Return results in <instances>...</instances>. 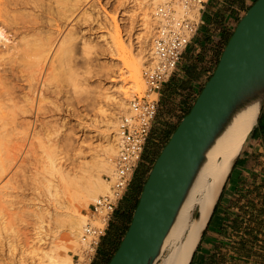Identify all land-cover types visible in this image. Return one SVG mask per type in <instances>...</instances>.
Instances as JSON below:
<instances>
[{"label": "bare ground", "instance_id": "obj_1", "mask_svg": "<svg viewBox=\"0 0 264 264\" xmlns=\"http://www.w3.org/2000/svg\"><path fill=\"white\" fill-rule=\"evenodd\" d=\"M89 1L0 0V264H72L67 245L79 246L85 223L81 209L108 192L100 174L113 172L118 126L121 117L130 114V93L142 84L141 67L155 61V36L171 20L196 13L184 10L179 0H131V13L127 11L141 22L140 31L132 28L135 33L112 40L108 47L102 31L96 37L88 35L89 21L94 20L89 19V6H95ZM95 16L97 28H117L104 11ZM133 36L134 42L142 39L137 48ZM96 38L110 49L117 71L109 81L110 94L105 92L97 110L91 108L101 117L95 121L94 144L91 133L84 134L85 127L75 133L82 123L76 129L68 122L75 109L72 100L87 94L88 80L99 71L93 64ZM94 66L96 71L91 70ZM253 121V111L244 112L210 150L156 264L187 263L196 229L193 213L199 211L201 222L206 218L217 181ZM85 147L91 153L89 161ZM44 196L55 204L48 216L52 234L42 225Z\"/></svg>", "mask_w": 264, "mask_h": 264}, {"label": "water", "instance_id": "obj_2", "mask_svg": "<svg viewBox=\"0 0 264 264\" xmlns=\"http://www.w3.org/2000/svg\"><path fill=\"white\" fill-rule=\"evenodd\" d=\"M264 106V0L239 19L218 63L189 112L179 121L142 185L137 205L107 264H156L210 150L237 117L253 111L254 121L229 157L216 184L206 218L196 225L186 264H191L243 146Z\"/></svg>", "mask_w": 264, "mask_h": 264}, {"label": "rangeland", "instance_id": "obj_3", "mask_svg": "<svg viewBox=\"0 0 264 264\" xmlns=\"http://www.w3.org/2000/svg\"><path fill=\"white\" fill-rule=\"evenodd\" d=\"M93 1V0H92ZM89 1V4L92 2ZM95 2V6L90 5L89 6V11H90V15L91 17H89L90 20H92L94 18V20H96V16L97 12L99 10L100 11H104V13L106 15H109L110 18H114L115 23L117 24V28L115 29V27H106V28H102L99 29L97 28V26L95 25L96 23H94V20L90 22L88 27H91V31L88 32V35L90 33H92V37H96V34L98 33L99 35L102 33L103 35H105V38L107 42H105L104 40H97V42H95V46H99L100 43L102 45L104 44H109L112 40L114 41L115 39H125L129 36L132 35L133 33H135L137 29V32L140 31L139 28H141V22H138V19H134L130 17V8L131 6H133L134 2H131V0H94ZM92 2V3H94ZM93 6V7H92ZM94 7L96 8V10H94ZM93 8V9H92ZM123 8V10H122ZM126 10H125V9ZM116 10V11H115ZM122 10V11H121ZM130 13H128V11ZM115 11V13H114ZM121 11V12H120ZM126 14H122V12ZM127 11V12H126ZM96 12V13H95ZM120 13V14H119ZM128 13V14H127ZM115 14V15H113ZM118 14V15H117ZM114 16V17H111ZM128 16V17H127ZM131 18V19H130ZM130 19V21H129ZM133 20V21H132ZM135 21V22H134ZM134 22V23H133ZM132 23V24H131ZM80 29L82 28L83 30H85L83 26L79 27ZM97 28V29H96ZM113 28V29H112ZM134 28V29H132ZM93 29V31H92ZM96 30V31H95ZM119 32H118V31ZM131 30V33H130ZM102 31V32H101ZM105 31V32H104ZM101 32V33H100ZM129 32V33H128ZM96 33V34H95ZM128 33V34H127ZM97 34V35H98ZM127 34V35H126ZM126 35V36H125ZM124 36V38H123ZM136 36V35H134ZM133 36V37H134ZM132 38V44L135 48H137L138 45H140V41H142V39H138L137 41L134 42V40H136V38L134 37ZM104 42V44L102 42ZM139 41V43H138ZM96 45V43H98ZM137 42V43H136ZM112 43V42H111ZM110 43V44H111ZM107 44V46H108ZM109 44V45H110ZM136 45V46H135ZM94 46V50L96 49V51H91V53H95L96 55V60L95 62L92 63L97 66V68L94 66L91 68V70H95L98 69L96 73V75L94 74V71H90V73L93 75H95V77L93 78V76L88 79V83L90 86H88V91L86 92L87 94L82 96H79L81 99L80 101L77 103L76 99L77 97H75V99H73L72 101L75 102V104L72 102L73 106H75L74 109V113L73 115L70 117L69 119V125H72L71 127H75L76 129H78V125L80 126L82 123V127L80 126V128L78 130H75V133H79L80 130H83L85 127V132L84 134H88L91 133V139L92 143H96L97 141L95 140L94 137V131L95 126L98 125L96 122L101 118H97L99 117V115H97L94 110H97L96 106L98 107L99 104H101V102L103 103V97L106 93L110 94V92H108V90L110 91L111 85L109 83L111 77H112V73L117 71V68L115 67V69H113L114 67L112 65V61L113 63H115L116 61H114V57L111 54L110 49L107 47L105 48L104 45L103 47L100 45V48H96ZM103 48V49H102ZM105 48V49H104ZM102 49L103 51L100 52ZM109 51H108V50ZM104 50H106L107 52H105ZM97 51H99V53H97ZM103 53V54H102ZM109 53V54H107ZM100 54V55H99ZM93 56V54H92ZM95 56H93L95 58ZM111 56V57H110ZM92 57V60H94ZM113 57V58H112ZM112 58V60H111ZM93 64L90 65L93 66ZM103 66V67H101ZM112 66V67H111ZM144 67H141V72L143 70ZM101 70V71H100ZM96 71V70H95ZM109 73V74H108ZM89 75V76H90ZM90 88V90H89ZM138 88V89H137ZM134 88L135 91L132 90V92L130 93L129 96V100L132 98L133 95H142L143 91H144V84L142 81V84L140 87ZM106 92V93H105ZM112 92V90H111ZM101 94V95H100ZM102 96V97H100ZM78 97V99H79ZM96 98V100H95ZM75 100V101H74ZM101 100V102H100ZM93 101H97V102H93ZM93 102V104H92ZM93 107H92V105ZM91 106V107H90ZM95 106V107H94ZM94 110H92V109ZM76 110V112H75ZM94 111V112H92ZM93 113V114H92ZM93 115V117H92ZM97 115V117H95ZM95 117V118H94ZM94 118V119H93ZM96 118L98 119L96 121ZM122 118V117H121ZM158 116L156 115L154 122L152 124V129L149 135V139L147 141L145 150L148 149L150 150V156L148 154V157H143L144 154L142 156V159L134 173L133 179L131 184H133L134 181L135 182V188L131 189V184L128 187L124 197L122 198L121 202H119L117 209L115 210L111 221L108 225V229L106 231L105 236L101 239L99 246L96 250V253L92 259L91 264H106L107 261L110 259V257L112 256L115 248L118 246L119 242L121 241V238L124 235L125 230L127 229V226L131 220V215L132 212L134 210V206L136 204V201L138 200L139 194L141 192L142 189V185L145 182L147 176H148V172L151 169L155 159L157 158V156L159 155L161 149L163 148V146L166 144L167 140L169 139L174 126H170L168 124V120L165 121L164 118H162L163 121H159ZM157 120V122H156ZM71 121V122H70ZM94 121V122H93ZM96 121V122H95ZM71 123V124H70ZM80 123V124H77ZM74 129V128H73ZM91 130V131H89ZM77 131V132H76ZM93 135V136H92ZM87 136V135H85ZM88 137V136H87ZM86 137V139H87ZM90 137L87 141H90ZM94 137V138H92ZM96 141V142H94ZM86 148V147H85ZM85 160L89 161L91 156V153L89 154V152H87V148L85 149ZM37 150V149H36ZM87 153V154H86ZM114 157L111 158L112 160H114ZM106 173H101L100 174V178L102 180H105L104 178L107 176L105 175ZM18 181H21V173L18 175ZM63 197L59 198V201L62 200ZM243 201V197H233L229 202H224L225 206H228L229 208H231V210H234L235 212V216H231L229 215L228 218H224L223 225H225V230L223 232H221L220 234H218L219 237H222L224 245L222 247H219V249L217 250L220 253L221 257H224V259H222L223 261H221V264H264V187H260L257 192L254 191L252 193V195L250 196V198L248 197L247 200L244 199ZM128 202V204H127ZM91 203V201H89V203L86 205V208L83 207L80 211V213L83 215V219L85 212H87L86 209H88L89 204ZM53 204L54 202H52L51 200H49L46 196H44L41 199V207L44 209V218H43V222L42 225H44L45 231L46 233H50L52 234L53 232H51V226L52 223L51 221L48 219V216L51 215V213L53 212ZM55 205V204H54ZM128 205V206H127ZM120 228L118 230L117 235L115 233H112V237H114L113 239V243L112 245H110L109 247L104 246L103 243L106 241L107 236L109 235V231H111V226L113 228H116V226H119ZM48 234L47 237H51L52 235ZM52 238V237H51ZM74 244L73 246L70 245V243L67 245L66 248V254L70 255L71 254V250L75 249L77 247V245L75 243H71ZM70 245V246H69ZM76 246V247H75ZM70 247V249H69ZM74 247V248H73ZM70 250V251H69Z\"/></svg>", "mask_w": 264, "mask_h": 264}, {"label": "crops", "instance_id": "obj_4", "mask_svg": "<svg viewBox=\"0 0 264 264\" xmlns=\"http://www.w3.org/2000/svg\"><path fill=\"white\" fill-rule=\"evenodd\" d=\"M255 1H207L200 11L194 36L182 53L176 70L161 88L157 109L159 121L164 118L170 126L175 125L173 130L177 127L212 75L239 19ZM260 187H264V106L243 146L191 264H221L224 257L217 250L224 242L218 234L225 230L224 218L235 216L234 210L225 206L224 202H229L232 196L247 200Z\"/></svg>", "mask_w": 264, "mask_h": 264}, {"label": "built area", "instance_id": "obj_5", "mask_svg": "<svg viewBox=\"0 0 264 264\" xmlns=\"http://www.w3.org/2000/svg\"><path fill=\"white\" fill-rule=\"evenodd\" d=\"M179 1L184 10H194L196 13L193 16L186 13L181 18L171 20L169 24L161 27L155 36V61L152 66L144 67L141 72L145 89L142 95L132 96L129 102L130 114L123 116L118 126L119 144L114 169L105 177L108 192L89 204L84 215L85 223L79 246L70 254L72 264H91L144 154L157 115L161 88L176 70L182 53L197 30L200 11L208 0ZM160 13L163 14L161 10Z\"/></svg>", "mask_w": 264, "mask_h": 264}, {"label": "flooded vegetation", "instance_id": "obj_6", "mask_svg": "<svg viewBox=\"0 0 264 264\" xmlns=\"http://www.w3.org/2000/svg\"><path fill=\"white\" fill-rule=\"evenodd\" d=\"M148 154L150 156V150L146 149V152H145V154H144L143 157L144 158L145 157H148ZM135 182L136 181H134L133 184H131V189H134L135 188ZM127 204H128V202H127ZM119 228H120V225L119 226H116V228H113L111 226V231H109V235L107 236L106 241L103 243L104 246L109 247L110 245H112L113 239H114V237H112V233H115L117 235Z\"/></svg>", "mask_w": 264, "mask_h": 264}, {"label": "trees", "instance_id": "obj_7", "mask_svg": "<svg viewBox=\"0 0 264 264\" xmlns=\"http://www.w3.org/2000/svg\"><path fill=\"white\" fill-rule=\"evenodd\" d=\"M174 130H175V129H174ZM174 130H173V131H174ZM173 131H172V132H173ZM137 201H138V200H137ZM137 201H136V204H135L134 208H135L136 205H137ZM218 203H219V202H218ZM217 206H218V204H217ZM217 206H216V209H217ZM216 209H215V211H216ZM215 211H214V214H215ZM214 214H213V216H214ZM128 225H129V224H128ZM127 227H128V226H127ZM125 231H126V230H125ZM124 233H125V232H124ZM119 243H120V242H119ZM118 245H119V244H118ZM117 247H118V246H117ZM117 247L115 248V250L117 249ZM115 250H114V252H115ZM114 252H113V253H114ZM112 255H113V254H112ZM110 258H111V257H110ZM109 260H110V259H109ZM109 260L107 261V263L109 262ZM107 263H106V264H107Z\"/></svg>", "mask_w": 264, "mask_h": 264}]
</instances>
